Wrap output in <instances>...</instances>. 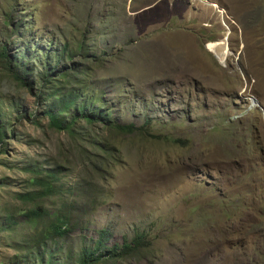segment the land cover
Wrapping results in <instances>:
<instances>
[{"label": "rangeland", "instance_id": "374dc122", "mask_svg": "<svg viewBox=\"0 0 264 264\" xmlns=\"http://www.w3.org/2000/svg\"><path fill=\"white\" fill-rule=\"evenodd\" d=\"M202 1L0 0V264H40L36 223L14 197L32 163L57 168L67 201L89 213L88 231L58 240L60 261L106 228L110 246L148 243L110 264H264V0ZM28 37L95 45L86 96L137 131L81 121L78 148L50 129L11 73L33 66L17 58Z\"/></svg>", "mask_w": 264, "mask_h": 264}, {"label": "trees", "instance_id": "16d2710c", "mask_svg": "<svg viewBox=\"0 0 264 264\" xmlns=\"http://www.w3.org/2000/svg\"><path fill=\"white\" fill-rule=\"evenodd\" d=\"M75 45V50L70 49L67 42L60 48H55L50 41H36L33 37L22 38L18 61L32 58L33 66L24 69L16 63L15 71L11 72L14 80L35 95L38 106L43 110V116L47 118L49 128L66 132L78 148L83 147L77 142L85 138L77 124L81 121L87 128L97 126L102 131L116 130L129 134L136 132L137 129L133 125H120L110 118L109 110L98 98L91 99L86 96L87 86H90L89 74L97 65L95 58L99 55L96 54L95 45L89 46L85 40ZM42 51L44 55H41ZM2 56L7 58L5 53H2ZM77 56H81V61L68 68L67 64ZM37 65H40V69L36 68ZM0 101L4 102L2 99ZM25 115L31 120L30 113H24ZM1 117L0 114V136L6 132ZM77 152L78 158H83L82 151L77 149ZM33 164H28L23 169L30 175L28 184L23 192L15 193L14 197L25 205L24 209H16L22 214V218L27 222L36 223L37 234L33 244L35 256L40 264H110L146 249L148 243L142 233H136L129 242L124 240L121 245L110 246L108 242L111 232L104 228L96 231L95 238H84L87 242L83 240L81 249L71 263L63 259L60 261L56 256L58 240L74 235L81 224L82 228L88 231L89 213L82 206H77L76 201H67L68 190L57 185V176L61 173L57 168ZM84 187L80 185L82 191ZM83 194L84 192L81 193V198H84ZM94 194L95 191L90 188L86 198ZM53 198L56 199L55 205L58 207H51V203H48ZM7 219L9 220V217ZM42 222L45 224L39 228ZM50 242L51 245L48 244ZM30 256L32 257V254ZM13 264H19V261L14 258Z\"/></svg>", "mask_w": 264, "mask_h": 264}, {"label": "crops", "instance_id": "0c3cea01", "mask_svg": "<svg viewBox=\"0 0 264 264\" xmlns=\"http://www.w3.org/2000/svg\"><path fill=\"white\" fill-rule=\"evenodd\" d=\"M189 1H190V0H189ZM202 3H203L204 5H206V4H208L209 6L212 5V4L210 5L209 2H207V1H205V0H203ZM202 3H200V4H202ZM211 7H212V6H211ZM209 42H214V40H213V41H207L206 44L209 43ZM206 44H205V45H206ZM204 48H205V46H204ZM205 50H206V49H205ZM206 51H207V50H206ZM207 52H208V51H207ZM209 53H210V52H209Z\"/></svg>", "mask_w": 264, "mask_h": 264}, {"label": "water", "instance_id": "95a60500", "mask_svg": "<svg viewBox=\"0 0 264 264\" xmlns=\"http://www.w3.org/2000/svg\"><path fill=\"white\" fill-rule=\"evenodd\" d=\"M257 107H259V109H260L261 112L263 113V109L258 105V103H257Z\"/></svg>", "mask_w": 264, "mask_h": 264}]
</instances>
